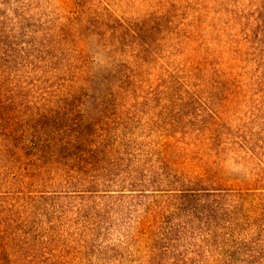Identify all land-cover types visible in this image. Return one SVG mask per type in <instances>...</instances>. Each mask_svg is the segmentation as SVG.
I'll list each match as a JSON object with an SVG mask.
<instances>
[{"label": "rangeland", "instance_id": "obj_1", "mask_svg": "<svg viewBox=\"0 0 264 264\" xmlns=\"http://www.w3.org/2000/svg\"><path fill=\"white\" fill-rule=\"evenodd\" d=\"M0 264H264V0H0Z\"/></svg>", "mask_w": 264, "mask_h": 264}]
</instances>
